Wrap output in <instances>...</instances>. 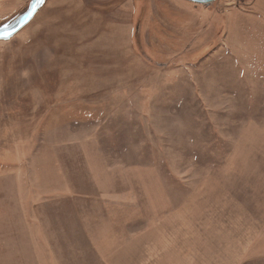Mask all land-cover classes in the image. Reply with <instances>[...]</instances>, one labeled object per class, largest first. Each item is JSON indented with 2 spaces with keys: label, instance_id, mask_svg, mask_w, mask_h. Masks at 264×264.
Segmentation results:
<instances>
[{
  "label": "rangeland",
  "instance_id": "obj_1",
  "mask_svg": "<svg viewBox=\"0 0 264 264\" xmlns=\"http://www.w3.org/2000/svg\"><path fill=\"white\" fill-rule=\"evenodd\" d=\"M30 2L0 0V27ZM234 4L47 0L0 41V264L79 262L80 244L148 246L162 229L167 264H264L234 235L264 212V108L232 95L220 44Z\"/></svg>",
  "mask_w": 264,
  "mask_h": 264
},
{
  "label": "crops",
  "instance_id": "obj_2",
  "mask_svg": "<svg viewBox=\"0 0 264 264\" xmlns=\"http://www.w3.org/2000/svg\"><path fill=\"white\" fill-rule=\"evenodd\" d=\"M226 18L224 19V36L221 41V46L225 52L230 55L234 62L236 71H239V77L236 76V80L231 81V87L233 88V96L239 94L247 95L248 107L253 108V105L258 103L256 108L263 107L264 104V0H238V4H234L223 8ZM225 74V73H224ZM226 75V74H225ZM230 87V88H231ZM235 91H237L236 94ZM154 186V185H153ZM155 190V192H154ZM154 190L150 191L152 194H156V198L150 197V203L157 206L160 205L161 194L164 195L165 191L161 186H154ZM123 197V196H122ZM158 197V199H157ZM125 201V200H124ZM88 212L84 209V206L80 204V210L74 211V215L80 219V221L87 220ZM166 213H164L165 215ZM156 213L151 217L154 220ZM129 219V218H128ZM133 221V216L130 218ZM246 220L245 223L235 230L237 231L234 235L246 236L252 235L253 237L249 240V245H254L250 251L257 252L260 254L258 259L264 261V212H257L249 214L240 218ZM102 222L109 221L107 214L103 213L101 217ZM226 220H229L226 218ZM155 225V221H153ZM129 227V226H128ZM181 236L182 228L179 225ZM230 224L228 228L222 229L223 244H230ZM211 228V227H210ZM208 228L207 231L210 230ZM190 234L186 235V239L190 236L191 249L190 252L195 251L199 244L198 234L200 229L198 227H191ZM246 229L249 233H246ZM105 229H102L104 232ZM159 232V231H158ZM86 235V233L84 232ZM104 235V234H103ZM179 236V237H180ZM183 236V235H182ZM227 236V237H226ZM179 243L183 242L182 237L178 240ZM90 242V241H89ZM93 244H80L78 245V253L84 254L82 260L77 262L76 257H71L72 260L66 261L67 259H56L53 255V251L48 247V251L52 253L53 260L49 258L46 261H32L31 264H167V234L166 230L162 229L159 234L154 235L152 238V244L148 246L136 247L133 245H120L111 246L110 244H98L91 240ZM177 241L175 240V244ZM194 245V246H193ZM216 245V244H215ZM214 245V246H215ZM66 252V251H65ZM151 253H158V260L151 258ZM143 254V255H142ZM149 254V255H148ZM247 254V251L240 256V259ZM150 257V258H149ZM251 257H248L242 264H250L248 261ZM239 259V260H240ZM249 259V260H248ZM181 260L172 262L169 260V264H181ZM191 264H197L192 262Z\"/></svg>",
  "mask_w": 264,
  "mask_h": 264
},
{
  "label": "water",
  "instance_id": "obj_3",
  "mask_svg": "<svg viewBox=\"0 0 264 264\" xmlns=\"http://www.w3.org/2000/svg\"><path fill=\"white\" fill-rule=\"evenodd\" d=\"M201 5H211L218 0H187ZM47 0H31L28 9L13 21L0 27V41H9L27 27L44 7Z\"/></svg>",
  "mask_w": 264,
  "mask_h": 264
},
{
  "label": "bare ground",
  "instance_id": "obj_4",
  "mask_svg": "<svg viewBox=\"0 0 264 264\" xmlns=\"http://www.w3.org/2000/svg\"><path fill=\"white\" fill-rule=\"evenodd\" d=\"M254 132H251L249 135V137L251 138V139H253V137L254 138H256L255 136H254V134H253ZM126 179V177H122V180H125ZM138 181H140V179L138 180ZM161 197H164V195L163 194H161ZM101 241V240H100ZM100 241H97L96 243H98V242H100ZM98 244H103V243H98ZM50 258V257H49ZM49 260V259H48ZM51 260H53V257H51Z\"/></svg>",
  "mask_w": 264,
  "mask_h": 264
}]
</instances>
